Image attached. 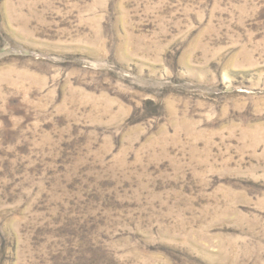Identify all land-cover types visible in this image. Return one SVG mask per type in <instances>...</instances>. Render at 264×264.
<instances>
[{"label": "rangeland", "instance_id": "obj_1", "mask_svg": "<svg viewBox=\"0 0 264 264\" xmlns=\"http://www.w3.org/2000/svg\"><path fill=\"white\" fill-rule=\"evenodd\" d=\"M0 264H264V0H0Z\"/></svg>", "mask_w": 264, "mask_h": 264}]
</instances>
